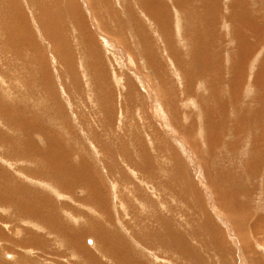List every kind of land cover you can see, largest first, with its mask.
<instances>
[{
    "label": "rangeland",
    "instance_id": "1",
    "mask_svg": "<svg viewBox=\"0 0 264 264\" xmlns=\"http://www.w3.org/2000/svg\"><path fill=\"white\" fill-rule=\"evenodd\" d=\"M263 3L0 0V263L264 264Z\"/></svg>",
    "mask_w": 264,
    "mask_h": 264
},
{
    "label": "bare ground",
    "instance_id": "2",
    "mask_svg": "<svg viewBox=\"0 0 264 264\" xmlns=\"http://www.w3.org/2000/svg\"><path fill=\"white\" fill-rule=\"evenodd\" d=\"M123 1V0H122ZM168 1V0H167ZM221 1H223V0H221ZM234 1V0H233ZM212 2H214V1H212ZM160 3V2H159ZM218 3V2H217ZM216 4V3H215ZM230 4V3H229ZM242 4H244V3H242ZM241 4V5H242ZM264 4V3H263ZM218 5V4H217ZM246 6V5H245ZM14 7V6H13ZM215 7H217L216 5H215ZM229 7V10H230V6H228ZM237 7H240V5H238ZM237 7H235V8H237ZM244 7V6H243ZM261 7V6H260ZM16 8V7H15ZM214 8V7H213ZM231 9H234L233 7L231 8ZM98 10V9H97ZM215 10H217V9H215ZM234 14V13H233ZM42 16V15H41ZM5 17V16H4ZM248 19V18H247ZM87 24V23H86ZM247 27V26H246ZM130 28V27H129ZM252 28V27H251ZM236 29V28H235ZM253 31V30H252ZM32 35H34L35 36V34H32ZM85 35V34H84ZM138 35V34H137ZM243 36H244V39H242V43H240V45L242 46V48H240L241 50H242V54H241V57H243V60L241 61H239V63H238V67H239V69L241 70V71H243L245 68H246V66H247V62H248V60L246 61V59L247 58H249V54L247 55V53H249V52H247L246 53V51L248 50L247 48H249L248 46H249V42L245 39V35L244 34H242ZM257 35V34H256ZM87 38V37H86ZM247 38V37H246ZM260 38V37H259ZM92 39V38H91ZM96 39V38H95ZM143 39V38H142ZM150 39V38H149ZM188 39V38H187ZM241 39V38H240ZM114 40V39H113ZM238 40V39H237ZM170 41V40H169ZM241 41V40H240ZM260 41H262L261 39H260ZM109 43V42H108ZM249 43V44H248ZM148 44V43H147ZM256 44V43H255ZM48 45V44H47ZM139 45V44H138ZM243 46H245V47H243ZM252 46V45H251ZM251 46H250V48H251ZM117 47V46H116ZM247 47V48H246ZM108 48V47H107ZM110 48V47H109ZM245 48V49H244ZM111 49V48H110ZM113 50V49H112ZM111 50V51H112ZM246 50V51H245ZM250 51V50H249ZM252 51V50H251ZM122 52V51H121ZM111 54V53H110ZM254 56V55H253ZM258 56V55H257ZM48 57V56H47ZM119 59V58H118ZM169 59V58H168ZM245 59V60H244ZM238 60V59H237ZM65 62V61H64ZM66 65V64H65ZM232 66V65H231ZM237 66V65H236ZM234 67V66H233ZM163 69V68H162ZM46 71V70H45ZM136 71V70H135ZM233 72H234V70H232ZM119 72V71H118ZM239 74H240V72H239ZM243 74V73H242ZM241 74V75H242ZM246 76V75H245ZM263 77V76H262ZM233 78H235L236 79V75H234V77ZM237 78H238V76H237ZM241 78V77H240ZM234 79V80H235ZM49 80V79H48ZM234 80L232 79V81L234 82ZM242 80V79H241ZM47 81V80H46ZM236 81H238V79L236 80ZM243 81V80H242ZM162 82V81H161ZM217 82V81H216ZM20 84V83H19ZM52 84V83H51ZM234 84V83H233ZM216 85V84H215ZM231 85H232V82H231ZM45 86V85H44ZM259 87V86H258ZM62 88V87H61ZM240 89H242L241 87H240V85L238 86V85H236V84H234V88H233V90L232 91H230L231 93L233 92V93H235V91H236V93H237V91L238 90H240ZM251 89V88H250ZM4 90V89H3ZM249 90V89H248ZM235 95V94H234ZM124 96V95H123ZM120 98V97H119ZM2 103V102H1ZM1 107V111H3L4 112V114L2 113L1 115H4L5 117H6V108H3V105H0ZM198 108V107H197ZM100 109V108H99ZM139 109V108H138ZM263 109V108H262ZM0 111V112H1ZM159 112V111H158ZM162 112V111H161ZM162 114V113H161ZM208 114V113H207ZM226 114V113H225ZM224 114V115H225ZM0 115V116H1ZM259 115V114H258ZM257 115V116H258ZM161 116V115H160ZM165 117V116H164ZM15 118V117H14ZM257 118V117H256ZM259 118V117H258ZM0 119H1V117H0ZM165 119V118H164ZM243 120V119H242ZM259 120V119H258ZM258 120H257V124H258ZM3 121V120H2ZM25 121V120H24ZM31 121V120H30ZM262 121H263V119H262ZM261 120L259 121V123L261 122V123H264V122H262ZM27 122V121H26ZM255 122V121H254ZM24 123V122H23ZM32 123V122H31ZM220 123V122H219ZM25 124V123H24ZM29 124H30V122H29ZM242 123L241 122H238V121H236L235 122V128H234V130H233V132H240V129H241V125ZM255 124V123H254ZM219 125V124H218ZM42 126V125H41ZM255 126V125H254ZM121 127V126H120ZM256 127V126H255ZM36 128V127H35ZM41 128V127H40ZM36 129H38V128H36ZM233 129V128H232ZM258 129V128H257ZM42 131V130H41ZM40 131V132H41ZM231 131V130H230ZM243 131V130H242ZM1 132V131H0ZM35 132V131H34ZM44 132V131H43ZM46 132V131H45ZM42 133V132H41ZM49 133V132H48ZM220 133V132H219ZM31 134H33V133H31ZM36 134H37V132H36ZM45 134V133H44ZM43 134V135H44ZM29 135V134H28ZM34 135V134H33ZM51 135V134H50ZM236 135V134H235ZM238 135V134H237ZM31 137H32V135H30ZM48 136V135H47ZM217 136V135H216ZM39 137V136H38ZM46 137V136H45ZM49 137V136H48ZM47 138V137H46ZM28 139V138H27ZM53 139H54V137H53ZM11 140V139H10ZM30 140H31V138H29L28 139V141L30 142ZM39 140V139H38ZM47 141V140H46ZM53 141V140H52ZM32 142V141H31ZM56 142V143H55ZM59 140H55L53 143H55V145L56 144H59ZM61 143V142H60ZM178 143V142H177ZM10 144V143H9ZM83 144V143H82ZM5 145H6V143H5ZM13 145V144H12ZM49 145H51V144H49ZM60 145H62V144H60ZM261 145V144H260ZM260 145L259 146H257L256 147V149H255V154H256V159L253 161V163H262V162H264V157L262 156V153L261 152H259V155H258V151H260L261 150V147H260ZM10 146V145H9ZM32 147H34V146H32ZM57 147V146H56ZM62 147V146H61ZM85 147V146H84ZM260 147V148H259ZM54 147H52V149H53ZM57 149H58V147H57ZM9 150V149H8ZM54 150V149H53ZM250 150V149H249ZM1 151V150H0ZM66 151V150H65ZM42 151H40L39 153H41ZM53 152H57V151H53ZM59 153H61V152H59ZM59 153H57V155L59 154ZM88 153V152H87ZM30 154V153H29ZM48 154V153H47ZM64 154V153H63ZM43 155H45V153L43 152ZM258 155V156H257ZM5 156V155H4ZM47 156H50V155H47ZM54 156V155H53ZM254 156V155H253ZM55 157V156H54ZM52 158V157H51ZM11 159V158H10ZM46 159H48V158H46ZM54 160V159H53ZM52 160V161H53ZM64 160V159H63ZM47 161V160H46ZM55 161H56V158H55ZM65 161V160H64ZM19 162V161H18ZM16 163L17 162H15V165H16ZM21 163V162H20ZM53 163V162H52ZM66 163H68L67 161H66ZM11 164V163H10ZM56 164V163H55ZM54 164V165H55ZM59 164H60V162H59ZM14 164H13V166H15ZM27 165V164H26ZM52 165V164H51ZM68 165V164H67ZM71 165V164H70ZM11 166V165H10ZM12 166V167H13ZM20 166V165H19ZM60 166H61V164H60ZM65 166H66V164H65ZM65 166H64V168H65ZM16 167V166H15ZM67 167V166H66ZM29 168V167H28ZM33 168V167H32ZM68 168H69V166H68ZM87 168V167H86ZM30 169V168H29ZM55 169H56V167H55ZM66 169V168H65ZM64 169V170H65ZM80 169V168H79ZM105 169V168H104ZM254 169H260V167H256V168H254ZM57 170V169H56ZM62 170V169H61ZM73 170V169H72ZM19 171V170H18ZM17 171V172H18ZM75 171V170H74ZM23 172V171H22ZM20 173V174H23V173ZM28 172V171H27ZM69 172V171H68ZM252 174L253 173H255L254 171H252L251 172ZM19 174V173H18ZM33 174V173H32ZM31 174V175H32ZM35 175V174H34ZM34 175H33V178H34ZM19 176V175H18ZM25 176V175H24ZM29 177H30V175H28ZM23 178V177H22ZM30 178H32V176L30 177ZM68 178V177H67ZM94 178V177H93ZM9 179V178H8ZM25 179H26V177H25ZM29 179V178H28ZM28 179H26V180H28ZM50 179V178H49ZM89 179V178H88ZM30 180H32V179H29L28 181H30ZM97 180V179H96ZM34 181V180H33ZM94 181V180H93ZM37 182V181H36ZM86 182V181H85ZM42 183V182H41ZM95 183V182H94ZM91 184V183H90ZM147 184V183H146ZM44 185V184H43ZM216 185V184H215ZM40 186V185H39ZM38 186V187H39ZM100 186V185H99ZM115 186H117V185H115ZM41 188V187H40ZM49 188V187H48ZM45 189V188H44ZM114 189V188H113ZM219 190V189H218ZM45 191V190H44ZM55 191V190H54ZM95 191V190H94ZM114 191V190H113ZM50 192V191H49ZM57 193V192H56ZM230 193V192H229ZM58 195V193L56 194V196ZM63 196V195H62ZM61 196V197H62ZM66 197V196H65ZM64 196H63V198H65ZM228 197V196H227ZM232 197H234V195L232 196ZM232 197H230V198H232ZM12 198V197H11ZM216 198V197H215ZM223 198H225L226 200H227V198H226V196L224 195V197ZM7 199V198H6ZM39 200L38 201H45L44 199H40V198H38ZM98 199V198H97ZM100 199V198H99ZM218 199H219V197H218ZM224 200V199H223ZM14 200H12V202H13ZM16 201V200H15ZM98 201V200H97ZM220 201V200H219ZM243 201V200H242ZM30 202V201H29ZM32 202V201H31ZM224 202V201H223ZM18 203V202H17ZM233 203V202H232ZM236 203H238V201L236 202ZM9 204H10V202H9ZM37 204V203H36ZM10 205H12V204H10ZM39 205V204H38ZM108 205V204H107ZM239 205V204H238ZM23 206H25V208L23 207ZM44 206V205H43ZM101 206V205H100ZM226 206V205H225ZM233 206V205H232ZM17 207H18V205H17ZM22 207H23V209H22V211H23V214H24V216L25 217H29L30 218V216H28V213L26 212V210L25 209H27V207H26V205H22ZM41 208V207H40ZM231 208V207H230ZM246 209V205L243 203L242 204V206H234V213L230 210V209H228V210H230L229 212L233 215L231 218H230V220L234 223V225L236 226V228H237V225H239V223H238V221H237V219H236V217L238 218V219H240V220H243V219H249L248 217H247V214H245V213H243V210L242 209ZM10 209V208H9ZM21 209H20V211H21ZM103 209H105V208H103ZM119 209V208H118ZM219 209H220V207H219ZM34 210V209H33ZM43 210H44V207H43ZM53 210V209H52ZM221 210H223V209H220V211ZM247 210V209H246ZM16 211V210H15ZM19 211V212H20ZM104 211H107V210H104ZM34 212H35V210H34ZM93 212V211H92ZM22 213V212H21ZM36 214H37V212H35ZM45 213V212H44ZM64 213H65V211H64ZM18 214V213H17ZM29 214H30V212H29ZM40 214H42V212L40 213ZM235 214V215H234ZM12 215V214H11ZM31 215V214H30ZM32 218H34V220H33V222H37L36 220H35V217H39V219H37L38 220V222H39V220L40 219H43L42 218V216H41V218H40V216H35L34 214H33V212H32ZM46 215V214H45ZM48 215V214H47ZM46 215V216H47ZM69 215V214H68ZM104 215V214H103ZM69 216H71V215H69ZM210 216V215H209ZM236 216V217H235ZM228 217V216H227ZM13 218V217H12ZM45 218H47V217H45ZM2 219H3V217H2ZM73 219V218H72ZM258 220H257V225H262V226H264V219L263 218H257ZM24 220V219H23ZM14 221V220H13ZM28 221V220H27ZM2 222V221H1ZM31 222V221H30ZM33 222H31V223H33ZM228 222V221H227ZM66 225V224H65ZM15 226V225H14ZM55 226H56V224H55ZM36 227V226H35ZM46 227V226H45ZM58 229V228H57ZM54 230V229H53ZM19 231V230H18ZM31 231V230H30ZM36 231V230H35ZM57 231V230H56ZM32 232V231H31ZM6 233V232H5ZM61 233V232H60ZM28 236V235H27ZM38 237H39V235H38ZM42 237V236H41ZM41 237H40V239H41ZM70 237V236H69ZM3 238V237H2ZM7 239V240H6ZM4 238L3 240H5L7 243H12V244H14V245H16V246H20V245H18V244H16L17 243V241H16V243H14V242H11L10 240L12 239V238ZM10 239V240H9ZM39 239V238H38ZM16 240V239H15ZM106 240V239H105ZM4 241V242H5ZM1 242H2V240H1ZM39 243V242H38ZM86 243V242H85ZM52 244V243H51ZM2 246V245H1ZM100 246V245H99ZM1 248V247H0ZM36 248V247H35ZM34 248V249H35ZM133 248V247H132ZM5 249V248H4ZM32 250V249H31ZM83 250V249H82ZM244 250V249H243ZM150 252V251H149ZM6 253V252H5ZM30 253H32L31 251H30ZM151 253V252H150ZM29 254V253H28ZM119 255V254H118ZM15 256V255H14ZM121 256V255H120ZM52 257V256H51ZM91 257H93V256H91ZM123 257V256H122ZM129 257V256H128ZM151 257V256H150ZM41 258H43V257H41ZM89 258V257H88ZM96 258V257H95ZM162 261V260H161ZM139 263V262H138ZM1 264V263H0ZM3 264V263H2ZM103 264V263H102Z\"/></svg>",
    "mask_w": 264,
    "mask_h": 264
}]
</instances>
